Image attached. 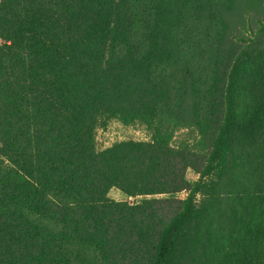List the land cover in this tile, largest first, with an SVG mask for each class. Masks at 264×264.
Returning a JSON list of instances; mask_svg holds the SVG:
<instances>
[{
	"label": "trees",
	"instance_id": "1",
	"mask_svg": "<svg viewBox=\"0 0 264 264\" xmlns=\"http://www.w3.org/2000/svg\"><path fill=\"white\" fill-rule=\"evenodd\" d=\"M235 7L0 0V264H264V18ZM101 118L151 141L96 152Z\"/></svg>",
	"mask_w": 264,
	"mask_h": 264
},
{
	"label": "rangeland",
	"instance_id": "2",
	"mask_svg": "<svg viewBox=\"0 0 264 264\" xmlns=\"http://www.w3.org/2000/svg\"><path fill=\"white\" fill-rule=\"evenodd\" d=\"M260 2L261 7H255L252 5V0H235L236 7L227 13V17L231 21V25L235 27L237 36L242 38H248L250 32H254L257 27V22L264 18V0H256ZM262 4V5H261ZM242 29H241V28ZM197 135L190 129H176L171 138V145L174 147L182 144H187L192 148H197L196 145ZM151 134L150 130L142 123L137 122L131 125H124L113 118H101L98 119L95 124L93 132V146L96 152H102L111 148L114 144L123 142H138V143H150ZM197 150H199L197 148ZM185 179L191 186V190L194 189L195 184L199 181L200 176L195 171L188 169L185 173ZM189 194V191H183L178 193V198L184 199ZM108 197L114 201H126L130 204H134L141 199H161L165 198L164 195H148L138 197H127L116 188H112L109 191ZM201 197V193L197 191L196 199Z\"/></svg>",
	"mask_w": 264,
	"mask_h": 264
}]
</instances>
